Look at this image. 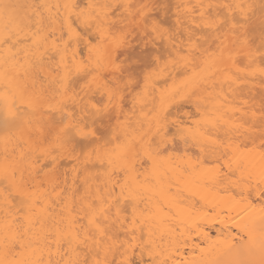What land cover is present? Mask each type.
I'll list each match as a JSON object with an SVG mask.
<instances>
[{"label":"snow or ice","instance_id":"6c2138e0","mask_svg":"<svg viewBox=\"0 0 264 264\" xmlns=\"http://www.w3.org/2000/svg\"><path fill=\"white\" fill-rule=\"evenodd\" d=\"M256 81L264 0H0V264H163L156 229L203 212L169 173L239 217L184 264H264V99H221Z\"/></svg>","mask_w":264,"mask_h":264},{"label":"bare ground","instance_id":"6f19581e","mask_svg":"<svg viewBox=\"0 0 264 264\" xmlns=\"http://www.w3.org/2000/svg\"><path fill=\"white\" fill-rule=\"evenodd\" d=\"M29 2L45 3L55 5L63 3L64 0H29ZM173 3H190L196 4L201 0H172ZM207 2V0H204ZM222 2V0H221ZM232 2V0H229ZM238 2L252 3L258 5L260 0H238ZM55 11V9H53ZM226 96L224 100L226 105H236L242 108L249 109V116L251 110L259 113L261 101L264 99V88L255 83H237L232 85L230 89L227 84L224 85V91L221 94V99ZM226 115L233 118H240V112H226ZM248 119V117H244ZM3 148L0 145V154ZM193 152L195 150H192ZM67 163V162H64ZM172 179L170 199H174L180 208L185 207L189 203L195 201L198 208H202V213H192V218L187 214L178 216L176 219L168 220L162 223L156 229L155 249L158 253L156 259L163 262V264H184V261H197L201 259H212L211 251L201 252V248L209 249L214 241L219 238L220 241L231 240L233 237H238L239 229L236 227V222L239 217H236L235 212L229 213L227 208L216 207L211 202L201 200V194L207 195V190L197 187V177L169 173ZM206 234V235H205ZM237 238L234 243H239Z\"/></svg>","mask_w":264,"mask_h":264}]
</instances>
